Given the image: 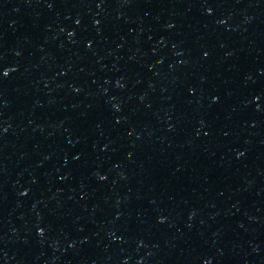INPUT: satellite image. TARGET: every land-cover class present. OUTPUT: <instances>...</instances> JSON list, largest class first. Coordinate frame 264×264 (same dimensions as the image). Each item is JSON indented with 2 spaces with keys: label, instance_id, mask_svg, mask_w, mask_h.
Here are the masks:
<instances>
[{
  "label": "water",
  "instance_id": "95a60500",
  "mask_svg": "<svg viewBox=\"0 0 264 264\" xmlns=\"http://www.w3.org/2000/svg\"><path fill=\"white\" fill-rule=\"evenodd\" d=\"M0 264H264V0H0Z\"/></svg>",
  "mask_w": 264,
  "mask_h": 264
}]
</instances>
